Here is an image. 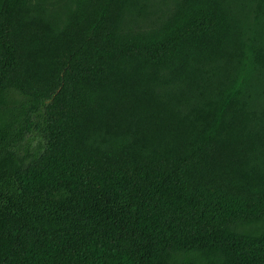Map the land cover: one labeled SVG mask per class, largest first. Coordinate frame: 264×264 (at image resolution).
Here are the masks:
<instances>
[{
    "label": "trees",
    "instance_id": "16d2710c",
    "mask_svg": "<svg viewBox=\"0 0 264 264\" xmlns=\"http://www.w3.org/2000/svg\"><path fill=\"white\" fill-rule=\"evenodd\" d=\"M0 264H264V0H0Z\"/></svg>",
    "mask_w": 264,
    "mask_h": 264
}]
</instances>
